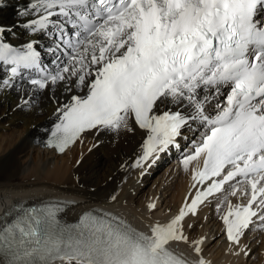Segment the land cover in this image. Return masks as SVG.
Listing matches in <instances>:
<instances>
[{"label":"snow or ice","instance_id":"obj_1","mask_svg":"<svg viewBox=\"0 0 264 264\" xmlns=\"http://www.w3.org/2000/svg\"><path fill=\"white\" fill-rule=\"evenodd\" d=\"M19 15L64 56L49 72L38 41L0 39V90L26 69L42 74L28 81L33 89L63 88V101L52 93L47 146L63 153L85 132L133 131L132 121L145 133L132 167H150L188 128L199 132L183 159L195 163V192L149 232L103 209L67 222L60 214L74 201H17L0 213V264H188L169 244L188 242L182 221L215 194H225L217 211L226 201L229 241L264 230V0H30ZM238 192L246 204L228 200ZM192 243L200 254L203 238Z\"/></svg>","mask_w":264,"mask_h":264},{"label":"bare ground","instance_id":"obj_2","mask_svg":"<svg viewBox=\"0 0 264 264\" xmlns=\"http://www.w3.org/2000/svg\"><path fill=\"white\" fill-rule=\"evenodd\" d=\"M29 2L30 0H2L0 25L10 29L3 33V37L15 46H23L36 40L38 46L53 48L52 38L43 33H32L24 27L25 23L33 17L21 16L19 13L26 10ZM43 52L45 57L51 55L53 58H57L53 65L54 69L56 64L63 60V57L55 51L49 52V50L43 49ZM4 77L5 72L0 67V79ZM53 92L55 98L61 101L65 99V95H62L61 85L55 89L38 91L33 89L31 84L19 78H16L13 87L0 90V127L14 128L12 130L14 132L6 137L3 136L0 140V213L17 201L34 203L46 198L64 199V201L75 202L68 205L64 213L68 222L76 220L83 210L99 206L116 213L140 231L149 229V226L154 223H167L178 214V206L186 193L195 163L189 169V174L178 188L179 190L174 194L175 203L171 207L172 210L164 211L162 217L157 218L149 213L151 209L149 205L153 203V197L149 199V205L143 206L141 209L136 205V199L143 190L144 182L150 179L151 173L162 161L169 158L168 153L171 152L172 155L180 153L182 149L179 150V148L182 144L191 141L193 136L199 132L194 134L190 129L184 132L183 136L179 138V147H171L167 152H162L160 159L149 170H147L146 164L143 167H132L140 154L139 146L145 135L144 131L132 121H130V125L134 129L133 131L121 128L118 131H105L99 135L94 131H88L76 142L77 144L82 139L86 140L85 146H82L80 150H75V144L68 148L64 154H57L52 147L49 148L45 144V139L49 135L48 130L56 119L53 115L56 108V104L53 103ZM24 100H28L30 103L25 105ZM223 101V98L219 96L207 107L214 109L216 103H223ZM214 112L212 111V113ZM197 126L199 125L197 124ZM192 128L195 129L196 126L193 124ZM73 147L74 149H72ZM35 150L39 154L36 159L34 158ZM66 155L73 156L68 159V156L64 157ZM26 174L28 177L24 178ZM132 177L134 178L131 179ZM223 195L217 194L209 198L206 204L198 207L195 215L184 218L182 221L183 232L185 236H189L188 242L173 241L172 243L176 252L193 264H196L201 257L208 258V253L204 250L200 254L195 252V245L191 238L194 239L197 236L196 233L195 237H192L197 224L190 229V223L187 221L191 222V219L195 220L198 216L205 214L210 203L214 200L217 201L216 199ZM177 199L178 204H176ZM222 200L224 198L217 203L219 204ZM228 200H231L233 204H246L247 202V198L241 196L239 192L233 198L229 196ZM214 204L216 203L214 202ZM226 209L227 202L225 201L221 210L217 211V215L215 214V217L214 214L211 215L213 216L211 219H215L211 224L212 228L206 227L205 234H200V236L205 235L200 247L212 235L217 238L216 244L220 242L221 249L214 257H209L206 261L210 264H250L245 261V251H248L245 245L252 234L251 231H257V229L253 227L246 231L239 244L229 241L224 231L223 221H216L217 216L221 217ZM199 218L197 221L200 220ZM220 220L222 219L220 218ZM214 227L216 230L213 233ZM208 231L209 233H207ZM262 248L264 250V246ZM220 251L221 253H219ZM57 264H61V262H57ZM259 264H264V260H261Z\"/></svg>","mask_w":264,"mask_h":264},{"label":"rangeland","instance_id":"obj_3","mask_svg":"<svg viewBox=\"0 0 264 264\" xmlns=\"http://www.w3.org/2000/svg\"><path fill=\"white\" fill-rule=\"evenodd\" d=\"M12 130H14V128L10 126L6 128L0 127V131H1L0 140H2L3 136L6 137L11 132H14ZM193 137L195 138V135ZM189 142H187L188 144H185L186 142L183 143V145L184 144L185 145L184 147H182L183 151L178 153L180 155L176 154L174 155V156L178 155L176 158L172 157V158L167 159L166 161H162L160 165L153 171V173H151L150 179L144 182L143 190L138 194L137 199H136V205L140 207V208L138 207L139 209H141L143 206L147 207L149 205L148 203H150L149 199L153 197V203H155L156 207L150 209L149 213H151L152 216H156L157 218H159V217H162V215H164L163 214L164 211L166 212L169 209L172 210L171 207H173L174 206L173 204L175 203L174 194L176 191L179 190L178 188H180L183 181H185V179L187 178L189 174V169L192 168V165L185 167V165L183 164V159L185 155L188 154L189 151L192 149V143H189ZM85 144H86V140L85 139L81 140L79 143L76 144L75 150L76 151L80 150L82 146H85ZM72 149H74V147ZM72 149L70 150L71 154H72ZM38 156H39L38 151L35 150L34 158L36 159L38 158ZM67 156L68 155L64 157H67ZM72 156L69 155L68 159L71 158ZM27 177H28V174L24 176V178H27ZM133 178L134 177H132L131 179ZM224 195L216 199L217 201L215 200L212 201L206 213L205 214L203 213V215L195 218L196 221L192 219H191V222L190 220L187 221L190 223L189 225H191L190 229L193 227V225L197 224L196 229H194V232L192 234L193 235L192 237H195L194 234L196 233H197V236L194 239L191 238L192 241L200 240L201 238L205 239V235L200 236V234H205L207 228H210V229L212 228L211 224L213 223L215 219L212 220L211 218L213 216L215 217V214L217 215V204H218L217 202H219L222 198H224ZM177 202H178V199L176 201V204L179 203ZM214 202L216 204H214ZM198 218L200 219L199 221H197ZM216 221L217 222L222 221L220 220V216L219 217L217 216ZM215 228L216 227H214L213 233L216 230ZM253 231L254 230L251 231L252 234H250L249 236L250 238L245 245V247L248 249L247 251L248 254L246 255L245 261L249 262L250 264H259L261 260L262 261L264 260V255H262L264 254V250H262L263 249L262 247L264 246V230L257 229V231H254V232ZM207 233H209V231ZM216 239L217 238H215V235H212L211 238L206 243H204V245H202L201 247L202 250L208 253L207 254L208 258L214 257L217 251L221 249V247L219 246L220 242H217L216 244ZM219 253H221V251Z\"/></svg>","mask_w":264,"mask_h":264}]
</instances>
